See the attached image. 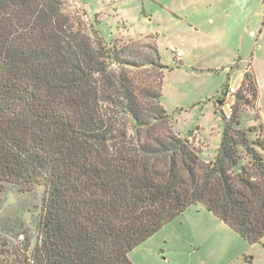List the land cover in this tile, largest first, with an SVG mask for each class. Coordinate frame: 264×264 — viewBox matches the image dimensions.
<instances>
[{
  "label": "trees",
  "instance_id": "16d2710c",
  "mask_svg": "<svg viewBox=\"0 0 264 264\" xmlns=\"http://www.w3.org/2000/svg\"><path fill=\"white\" fill-rule=\"evenodd\" d=\"M69 1L0 0V196L43 189L34 244L21 217L0 222V264H133L135 248L197 205L260 243L253 75L211 150L174 131L157 45L108 43Z\"/></svg>",
  "mask_w": 264,
  "mask_h": 264
},
{
  "label": "rangeland",
  "instance_id": "374dc122",
  "mask_svg": "<svg viewBox=\"0 0 264 264\" xmlns=\"http://www.w3.org/2000/svg\"><path fill=\"white\" fill-rule=\"evenodd\" d=\"M68 4L85 12L87 24L97 20L96 29L108 43L157 45L162 61L172 68L164 72L162 91L176 133L185 136L192 131L196 141L216 150L223 115H230L234 102L227 86L239 89L246 72L257 83L256 108L264 126V0H226L224 5L221 0H70ZM171 45L183 52L181 62L167 50ZM42 198V188L30 194L9 190L0 196V222L15 226V217H21L34 244ZM129 258L133 264H264V239L250 244L197 205L135 248Z\"/></svg>",
  "mask_w": 264,
  "mask_h": 264
},
{
  "label": "built area",
  "instance_id": "2783aa9c",
  "mask_svg": "<svg viewBox=\"0 0 264 264\" xmlns=\"http://www.w3.org/2000/svg\"><path fill=\"white\" fill-rule=\"evenodd\" d=\"M169 50H170V52L173 54V56H174L176 59L181 60V59L183 58V56H184L183 52H182L179 48H177L176 46L171 45V46L169 47ZM237 90H238V88H236V87L233 86V85H230V86L228 87V95H232V94L236 93Z\"/></svg>",
  "mask_w": 264,
  "mask_h": 264
},
{
  "label": "crops",
  "instance_id": "0c3cea01",
  "mask_svg": "<svg viewBox=\"0 0 264 264\" xmlns=\"http://www.w3.org/2000/svg\"><path fill=\"white\" fill-rule=\"evenodd\" d=\"M226 0H221V4L224 5ZM206 7H211V4H208Z\"/></svg>",
  "mask_w": 264,
  "mask_h": 264
},
{
  "label": "flooded vegetation",
  "instance_id": "af4514ba",
  "mask_svg": "<svg viewBox=\"0 0 264 264\" xmlns=\"http://www.w3.org/2000/svg\"><path fill=\"white\" fill-rule=\"evenodd\" d=\"M227 93V92H226ZM227 95H228V93H227Z\"/></svg>",
  "mask_w": 264,
  "mask_h": 264
}]
</instances>
